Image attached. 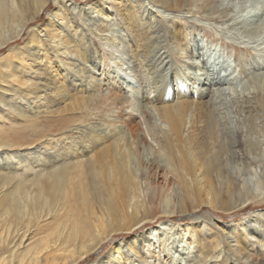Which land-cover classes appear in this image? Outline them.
Returning <instances> with one entry per match:
<instances>
[{
	"label": "bare ground",
	"instance_id": "obj_1",
	"mask_svg": "<svg viewBox=\"0 0 264 264\" xmlns=\"http://www.w3.org/2000/svg\"><path fill=\"white\" fill-rule=\"evenodd\" d=\"M212 4L0 0V264H85L108 245L89 264H150L148 243L156 236L163 249L178 238L185 255L196 251L194 264H218L220 257L223 264H254L249 245L264 244L261 233L214 215L264 198V76L247 87L259 95L255 105L247 101L246 130L230 117L218 119L211 97L203 99L224 93V84L203 63L194 77L199 84L186 85L184 66L198 67L202 47L186 52L189 26L161 14H206ZM94 39L112 50L110 62L117 54L123 59L112 67ZM99 70L114 87L108 94L96 90ZM95 109L101 123L69 117L94 116ZM50 117L61 120L42 126ZM242 171L239 178L256 182V196L240 189L235 175ZM178 215L186 223H174ZM263 217L256 214V222ZM164 218L163 229L141 233Z\"/></svg>",
	"mask_w": 264,
	"mask_h": 264
},
{
	"label": "rangeland",
	"instance_id": "obj_2",
	"mask_svg": "<svg viewBox=\"0 0 264 264\" xmlns=\"http://www.w3.org/2000/svg\"><path fill=\"white\" fill-rule=\"evenodd\" d=\"M212 1L213 7L206 14H196L195 12L197 10L195 8H193L192 12H189V9L185 8L182 9L181 12H175L174 14L169 13L167 11H161V14H163L166 18L178 17L177 20L180 21L184 26H189L185 37L187 41L191 37V46H189V49H187L186 52L194 51L197 53V51L200 50L202 47L200 53L203 56L202 59L199 61L200 64H198V67L196 66V69L194 70L190 69V67L184 66V71L186 72L187 77L190 81V83L187 81L186 85L192 86V84H199V82L196 81H198V78L201 77H198V75L195 79L194 77L196 74L195 72L199 70L198 68L203 66V63L206 64L207 67L212 68L216 76L219 75L217 79L220 81V83L224 84L220 87L222 88V91L224 93H221L222 95L217 94L214 96L206 95L204 96L203 100L208 101L211 97V103L215 105V107L213 106L212 110L218 119L225 117V122L227 121L228 123V117H230L234 120V126H238V128L246 130V119L248 117L249 111L252 110V107L247 104V101H251L252 104L255 105L257 99L256 95H259L257 90L256 95H253V93H247L246 90L252 79L256 78L258 75L260 77L264 76V0ZM54 8V6L49 8V10L45 12L43 18L39 20V23L37 22V24H43L46 20L47 15L50 13V10L52 12ZM79 19H82V17H79ZM90 20L91 22H97V15L93 14ZM115 21H118L116 17L114 18V21H111L112 28H117V23ZM99 36L110 37V35H108L107 33L105 35ZM94 40L100 46V50L103 54L106 55V58L108 59V62L111 64L112 67H114L118 63V61L123 59L121 55L117 54L118 60L113 59V61L110 62V59H112V57L110 56L112 50L104 46V44L106 43L105 41H100L99 39ZM20 42L26 43L27 39L24 37V39H22ZM199 46L200 48H198ZM257 51L260 52V56L258 57L255 56ZM177 62L179 64L182 63L180 59H177ZM125 68L127 69L129 67H127L126 65ZM102 70H99L96 74L98 79L101 80L100 84H97L96 90L104 94H108L109 92L114 90V87L108 83V75H105L106 68L104 69L105 72H103ZM131 71V69H127L125 73H130L131 75H134L131 73ZM202 72L203 71L199 73ZM208 77L211 78L210 73L207 74V78ZM102 81L104 83H102ZM147 92L148 91L146 90L145 93ZM153 95V93L150 94V92H148L147 98L149 101L153 97ZM215 96L217 100L215 99ZM36 109H38V107H36ZM52 109H55V107H52ZM109 110L111 109H108V111ZM95 112L96 109L94 110V112H92L95 117L91 116V114L84 113L81 111L77 112L76 114L70 115L69 117L77 116L80 120L86 119L87 122L92 120L94 123H101L103 117H96ZM137 114L138 121H141L142 115L140 113ZM50 118L51 119L48 118L49 120H43L41 122L42 126L55 124L58 125L61 120L54 119L55 117ZM13 123L16 126H19L22 124V121L18 119L15 120ZM222 123L224 122L222 121ZM7 125H10L9 122L7 123ZM148 141L150 142V138H148ZM262 148L264 149V145H262ZM233 164L237 166L236 161H234ZM243 172L244 171H242L241 174L239 173L235 175L238 179L240 189L248 190L249 192H252L253 196H256V182L254 180L251 181L249 178L248 181L245 182L244 176L239 178ZM262 178L263 177H259V179ZM162 181L163 180H158V182H161V185H164L165 183H163ZM259 194L263 195V191H260ZM245 208H242L241 210L239 209V212L233 215L218 213L214 215V219L216 222L221 223L232 222L235 220L244 221L248 224L251 223L252 225H248L249 230H254V232H257L259 234L261 233L260 235L264 240V226L260 225V221L263 222L264 217L260 221L256 222V214H264V198L260 199L257 203L254 202L252 206H248L247 209ZM162 220L155 224H149L148 226H145L144 228H142L141 233H146L152 230V228H156L158 229V231L163 229L164 222L167 221V218H164ZM175 220H177V222L174 223H186L185 220H182V217L180 215H178ZM189 227L191 228L192 226ZM249 230H244V234L245 236L249 235V240L253 241L254 239L251 238L253 236L251 235V232ZM171 234H169L170 237L172 236ZM132 236V234L129 235V237ZM157 237L158 236L151 238V243H148L149 250L152 254L151 259L148 260L150 264H180L178 258H185V260H183L181 264H194V262L197 261L198 258H196L195 260L194 257L198 256L196 251H194V253H191L190 255H185V252L182 250V248L176 247V241H178V238H173L169 240L166 247L163 249L162 247H160V244L156 239ZM120 238L121 237L116 238V243L120 241ZM110 249L111 245L105 246L104 248L96 252V254H94L92 260L86 261L85 264H89L95 259L100 260L110 251ZM218 251V249L212 251V258L216 256ZM248 253L250 256V261H252L254 264H256V261L258 260L263 261L264 244L262 242H259L258 244L252 242L249 245ZM258 254L262 255L259 256ZM173 257L175 258L174 260ZM221 259L222 257L219 258L218 264H223V261H221ZM214 261L215 258L211 261H207L206 264H215L213 263Z\"/></svg>",
	"mask_w": 264,
	"mask_h": 264
}]
</instances>
